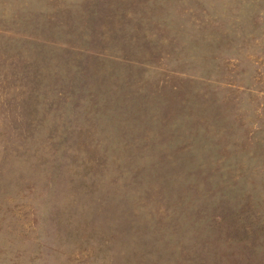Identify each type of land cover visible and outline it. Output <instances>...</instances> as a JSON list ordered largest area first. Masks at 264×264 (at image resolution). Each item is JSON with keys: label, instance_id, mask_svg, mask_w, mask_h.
Instances as JSON below:
<instances>
[{"label": "rangeland", "instance_id": "374dc122", "mask_svg": "<svg viewBox=\"0 0 264 264\" xmlns=\"http://www.w3.org/2000/svg\"><path fill=\"white\" fill-rule=\"evenodd\" d=\"M0 264H264V0H0Z\"/></svg>", "mask_w": 264, "mask_h": 264}]
</instances>
